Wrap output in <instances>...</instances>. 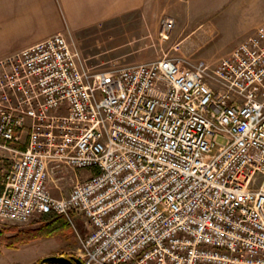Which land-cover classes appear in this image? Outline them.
Here are the masks:
<instances>
[{"label": "built area", "instance_id": "1", "mask_svg": "<svg viewBox=\"0 0 264 264\" xmlns=\"http://www.w3.org/2000/svg\"><path fill=\"white\" fill-rule=\"evenodd\" d=\"M52 212L87 264H264V24L215 66L91 70L62 33L1 58L0 223Z\"/></svg>", "mask_w": 264, "mask_h": 264}, {"label": "rangeland", "instance_id": "2", "mask_svg": "<svg viewBox=\"0 0 264 264\" xmlns=\"http://www.w3.org/2000/svg\"><path fill=\"white\" fill-rule=\"evenodd\" d=\"M168 17L175 20V26L169 37L163 38L161 29ZM262 24L264 0H145L140 8L70 32L67 37L91 70L151 61L164 53L192 62L204 59L215 66ZM219 141L226 139L220 137ZM78 173L82 175L84 171ZM71 185L72 181L65 182L61 186L63 193ZM51 188L55 195L60 194L56 187ZM40 223L41 219L7 221L0 223V230L8 236ZM88 230L87 218L73 213L69 224L54 235L17 247L0 244V264H41V259L51 255L80 256L81 239Z\"/></svg>", "mask_w": 264, "mask_h": 264}, {"label": "crops", "instance_id": "3", "mask_svg": "<svg viewBox=\"0 0 264 264\" xmlns=\"http://www.w3.org/2000/svg\"><path fill=\"white\" fill-rule=\"evenodd\" d=\"M144 1L0 0V59L52 35H68L122 16Z\"/></svg>", "mask_w": 264, "mask_h": 264}, {"label": "trees", "instance_id": "4", "mask_svg": "<svg viewBox=\"0 0 264 264\" xmlns=\"http://www.w3.org/2000/svg\"><path fill=\"white\" fill-rule=\"evenodd\" d=\"M69 224V219L62 214L47 213L41 218V223L35 228L17 231L13 235H6L0 230V244L8 247H17L20 244L32 242L44 236H51L59 231H62L66 225ZM42 261V259H41ZM42 264V263H41ZM47 264H57L48 262Z\"/></svg>", "mask_w": 264, "mask_h": 264}, {"label": "water", "instance_id": "5", "mask_svg": "<svg viewBox=\"0 0 264 264\" xmlns=\"http://www.w3.org/2000/svg\"><path fill=\"white\" fill-rule=\"evenodd\" d=\"M53 262L57 264H87L78 256H64V255H51L44 257L41 261L42 264Z\"/></svg>", "mask_w": 264, "mask_h": 264}]
</instances>
